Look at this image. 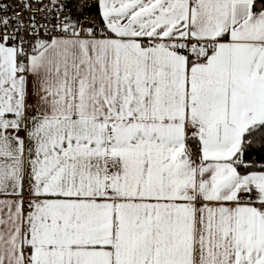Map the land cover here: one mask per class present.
<instances>
[{"label":"crops","instance_id":"crops-1","mask_svg":"<svg viewBox=\"0 0 264 264\" xmlns=\"http://www.w3.org/2000/svg\"><path fill=\"white\" fill-rule=\"evenodd\" d=\"M256 1L99 0L107 35L0 44V264H264V171L234 164L264 123Z\"/></svg>","mask_w":264,"mask_h":264},{"label":"built area","instance_id":"built-area-1","mask_svg":"<svg viewBox=\"0 0 264 264\" xmlns=\"http://www.w3.org/2000/svg\"><path fill=\"white\" fill-rule=\"evenodd\" d=\"M78 1L76 8L63 0H0V44L15 48L26 64L40 43L57 38L101 36L92 19V9L99 0ZM185 43L190 61L199 58L192 53L193 47L209 51L212 46V42L192 39ZM191 133L196 134L198 130Z\"/></svg>","mask_w":264,"mask_h":264},{"label":"trees","instance_id":"trees-1","mask_svg":"<svg viewBox=\"0 0 264 264\" xmlns=\"http://www.w3.org/2000/svg\"><path fill=\"white\" fill-rule=\"evenodd\" d=\"M63 2L76 8L79 6L78 0H63ZM254 10H264V0H257L254 4ZM92 19L100 35H107L104 23L95 7L92 9ZM190 147L197 154L200 144L198 141H191ZM234 164L241 174L264 171V123L244 135L242 150L235 158Z\"/></svg>","mask_w":264,"mask_h":264},{"label":"rangeland","instance_id":"rangeland-1","mask_svg":"<svg viewBox=\"0 0 264 264\" xmlns=\"http://www.w3.org/2000/svg\"><path fill=\"white\" fill-rule=\"evenodd\" d=\"M22 61V60H21ZM23 62V61H22Z\"/></svg>","mask_w":264,"mask_h":264}]
</instances>
